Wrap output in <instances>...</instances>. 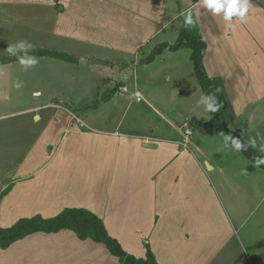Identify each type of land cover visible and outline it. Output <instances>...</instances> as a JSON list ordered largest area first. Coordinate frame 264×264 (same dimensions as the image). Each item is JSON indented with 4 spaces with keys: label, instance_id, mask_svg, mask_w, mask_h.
I'll return each instance as SVG.
<instances>
[{
    "label": "crops",
    "instance_id": "crops-1",
    "mask_svg": "<svg viewBox=\"0 0 264 264\" xmlns=\"http://www.w3.org/2000/svg\"><path fill=\"white\" fill-rule=\"evenodd\" d=\"M189 8L196 19L193 27L206 43L202 58L206 74L226 100L221 122L264 156V0H249L244 22L235 17L225 22L222 14L213 16L200 0H0V57L56 52L69 59L36 57L49 59L50 65L60 61L87 73H101L105 84L102 92L99 86L95 92L91 88L96 85L92 87L88 80L85 94L69 85L67 95L52 87V79L47 92L40 78L23 79L28 85L19 89H28L30 99L25 101L29 104L0 118L30 115L27 122L40 131L29 153L44 156L32 162L25 154L23 160L12 163L13 170L0 166V173L14 171L0 180L1 192L9 187L0 201L1 227L8 228L21 218H49L66 208H83L102 219L108 234L138 258L145 256L147 243L158 264H264V228L249 225L251 212L234 225L206 172L223 166L208 158L209 145L196 139L193 150L188 146L199 119L186 116L187 122L182 123L186 138L178 140L170 132L173 122L168 114L178 113L171 109L166 114L159 108L204 104L193 78L191 50L188 55L178 51L185 47L169 49L178 32L174 42L157 43L167 47L151 60L147 59L158 46L148 56L140 55ZM20 41L34 47L7 54L9 44ZM85 47L92 50L83 52ZM158 55L165 72L162 78L155 80L144 71L139 76V63L150 64ZM90 57L109 63L115 57L118 65L106 67L105 63L104 69H89L85 62ZM16 62L0 64V100L10 99L8 73ZM128 64L130 73L127 66L118 70ZM30 68L40 72L39 67ZM120 74L129 85L124 80L114 82ZM121 86L125 92L119 90ZM107 106L123 112L114 120L107 113L87 112ZM154 114L159 116L157 122H152ZM203 135L217 143L206 132ZM250 138L256 140V147ZM6 147L2 144L0 153H6ZM34 166L38 170H31ZM246 179L245 190L237 195L246 201L251 192L263 201L264 193H258L264 178L251 180V185ZM0 264L121 263L104 244L81 240L72 230L62 229L35 232L0 248Z\"/></svg>",
    "mask_w": 264,
    "mask_h": 264
},
{
    "label": "rangeland",
    "instance_id": "rangeland-1",
    "mask_svg": "<svg viewBox=\"0 0 264 264\" xmlns=\"http://www.w3.org/2000/svg\"><path fill=\"white\" fill-rule=\"evenodd\" d=\"M31 23H34V20H31ZM182 23H183V17H177L171 23L169 28H167L164 32L159 34L154 40L151 41V43H149L145 48L141 50L140 55L143 56L144 53V57L148 56L158 46L157 43L161 41L174 42L178 35L180 25ZM90 50L92 49L89 47H85L82 49L83 52H89ZM178 51H184V53L190 55V49L187 47L183 49H179ZM152 56L153 53H151L149 57ZM180 56L181 54H179L178 58ZM96 59L97 58L95 59L91 57L88 58L87 61L85 62L86 63L85 66L88 67L89 69L99 67V70H101L106 68L107 64L110 65L114 64V66H112L113 68H115L118 65L116 61L117 58L115 57L110 60L112 61V63L104 62L101 59L98 60ZM161 59L162 56L158 55L155 58V60L152 61L150 64L139 63L137 68L138 75L144 76V74L142 73V71H144L147 72L149 76L154 77L155 80L159 81L165 73L164 68L161 67L162 66V63L160 62ZM186 62H187V57H186ZM104 64L106 67H103ZM125 66H127L128 68L126 71L130 73V70L132 69V66L130 64L124 65L123 67L118 68V70L123 69ZM36 67L40 68V72L35 74V72L31 71L33 68L29 67L27 68V71H24L25 66L17 62L13 63V66H11L10 69V74L8 73L10 77V82L12 84L11 85L12 89H9L10 99L8 101L0 100V114H9V115H12L11 113L16 114L15 112L17 110L22 109L24 108L23 107L24 105L29 104L28 101H25V99H30L27 93L28 89L27 90L19 89L15 86L16 83L19 82L22 84L21 88H24L26 82H22V81L25 78H30L32 80H34V78L36 80L40 78L43 84L46 83L45 86H43L46 88H42V90L44 91L48 90L49 83L47 82L50 79H52L54 80V83H51L52 87H57L59 90H61L62 93L64 94L66 93L67 95H70L67 92V86L69 85L78 88V92L85 94L87 90L86 85L88 80H89V85L90 82L92 83L91 84L92 87L93 85H96V87L91 88L95 92L97 91V86L100 87V92H102L105 87L104 82H102L101 73L99 75H95L94 72L87 73L85 72L86 70L76 66L75 64L55 61L53 64L50 65L49 59H45V60H39V65H36ZM50 67H52L51 70ZM94 75H95V80L92 81L91 77L92 76L94 77ZM193 78H195L194 75ZM71 80L74 81L75 85L73 84V82H70ZM121 80H124L128 85L130 84L129 80H125L123 78V74H120L119 77L115 78L114 82H119ZM128 85L126 86L128 87ZM30 86L31 85L29 84V87ZM197 87L200 93L205 97L199 84ZM113 99L126 100L124 98H117L116 96H113ZM136 105L139 108L143 107V103H136ZM204 107L205 105L201 103L199 105H183V104L178 105L177 103H174V106L168 104V105H161L159 108L161 111L166 112V114L171 109L175 110L178 113L173 116L171 113H168L170 114V119L173 122V128H171L173 132L171 130L170 132L174 134L175 138H177L178 140H182V139L185 140L186 138L184 137V130L182 128V123L187 122L185 121L187 119L186 116L191 115V117L199 119L197 124L198 128L196 129V131H194L195 133L193 132L192 135L193 139L191 140L190 138L187 139L188 146L193 150L196 139H198V141H201L203 145L206 144L207 146L209 145L206 155L212 162L215 160L221 166H223V169L221 170L216 168L215 170L208 169L206 171L211 179L212 184L214 185L216 193L218 194V199L221 206L224 209L226 208L231 218V221L234 223L236 227L239 225V223H241V217L242 216L245 217L251 212V215L248 217L249 225L255 226L257 228H264V200L260 202V198L255 199V195H253V193L251 192L248 193L246 201H243V196L241 197L240 195H237L240 191L245 190V186L243 184V178L247 177L246 181L248 184L251 185V180L258 177L259 179H261V177L264 178V168L254 167L253 162L251 160L246 158L239 150L238 151L234 150V147L231 144H229L227 141H223V136L221 132L214 131L209 127L207 121V118L209 117V112H205ZM87 112H89L90 114H94V112L107 113L110 114V119L114 120L116 118H119V114L123 112V109L122 111H120V108H116V107L112 108L107 106V107H100L98 111L89 110ZM148 112L149 111H146V113ZM188 112H190V114H188ZM152 115L153 113L151 114L150 111L149 116ZM27 118H30V115H14L3 119L0 118V146L2 144H6L7 146L5 149L6 153H0V166L1 165H2L1 167L6 166L5 169L13 170L16 166H12V165L17 163V161L23 160V156L25 154H26L25 158L31 157L27 159H29L32 162H35L36 160L44 156L42 154L39 155L34 152L29 153L30 147L34 145L35 138L39 134L40 130H39V126H36L34 124H29V122H27ZM153 119L154 121L152 122H157L159 120V116H155L154 114ZM108 124L111 123L108 122ZM123 126L129 128L125 124H123ZM205 132L208 135H210L211 138H214L215 142L217 141V143H214V140L203 135L205 134ZM7 165H11V166H7ZM250 166H253L254 168L250 169L249 168ZM38 168L39 167L34 166L31 167V170L36 171L38 170ZM5 169L3 173H0V180H2L3 177L7 176L11 172H14L11 170L6 171ZM254 169H256V172L253 171ZM250 171H253V173ZM262 188L263 189L260 190L258 195L259 194L262 195L264 193V187ZM2 192L0 190V194Z\"/></svg>",
    "mask_w": 264,
    "mask_h": 264
},
{
    "label": "trees",
    "instance_id": "trees-1",
    "mask_svg": "<svg viewBox=\"0 0 264 264\" xmlns=\"http://www.w3.org/2000/svg\"><path fill=\"white\" fill-rule=\"evenodd\" d=\"M166 47L167 45L158 46L153 52V56L149 57L147 60H151ZM181 47H188L191 50L190 58L193 64L195 77L205 96H214L216 101L221 102L223 105L218 112L209 113V127L214 131L231 134L232 137L241 139L242 144L245 145L246 148H242L239 151L252 162L254 156L264 157L255 152L240 135L230 130L221 122L220 116L225 110L226 100L221 93L213 89L211 79L206 74L202 62L206 43L194 27L186 28L182 24L176 41L172 45H169V49L171 50H177ZM24 55H49L61 59H69V57H66L65 55L48 51L25 53L17 57ZM17 57H0V64L17 60ZM227 142L232 145L231 140H227ZM232 146L234 147V145ZM259 167L264 168V164H261ZM249 168L252 169L253 166H250ZM8 190L9 187L0 194V201L2 196L7 193ZM62 229L72 230L81 240L89 238L94 242L104 244L108 251L119 259L121 264H158L147 243L144 244L146 248L144 257L138 258L127 253L121 247L120 243L108 234L102 219L83 208H66L56 216L49 218H43L38 215L30 218H21L8 228L0 226V248L5 249L13 242L35 232L52 233L58 232Z\"/></svg>",
    "mask_w": 264,
    "mask_h": 264
},
{
    "label": "clouds",
    "instance_id": "clouds-1",
    "mask_svg": "<svg viewBox=\"0 0 264 264\" xmlns=\"http://www.w3.org/2000/svg\"><path fill=\"white\" fill-rule=\"evenodd\" d=\"M202 6L207 9L213 16H221L225 22H231L233 17L238 18L241 22H244L246 15L249 11V0H200ZM183 17V25L188 27H193L196 24V19L194 18V13L191 8L185 9L179 14ZM34 45L26 43L25 41H20L15 45L9 44L5 50L7 54H15L16 49L33 48ZM19 64L27 67H34L38 64V58L36 56L24 55L17 57ZM17 88L22 87V84L17 82L15 85ZM139 97L140 93H135ZM200 102L204 103V111L209 113H216L223 106L221 102H217L214 96L204 97L201 96ZM223 135V141L231 140L232 145H234V150L238 151L242 148H246L242 144L241 139L234 138L231 134ZM259 135V133H257ZM249 143L252 147H256V140L254 138L249 139ZM264 151V147L261 148ZM261 164H264V157H253V166L259 168Z\"/></svg>",
    "mask_w": 264,
    "mask_h": 264
},
{
    "label": "built area",
    "instance_id": "built-area-1",
    "mask_svg": "<svg viewBox=\"0 0 264 264\" xmlns=\"http://www.w3.org/2000/svg\"><path fill=\"white\" fill-rule=\"evenodd\" d=\"M119 90L121 91V92H125L126 91V87L125 86H121L120 88H119ZM139 99V98H138ZM187 128L185 129V134L186 135H188L189 133H190V129H189V127H188V123L185 125Z\"/></svg>",
    "mask_w": 264,
    "mask_h": 264
}]
</instances>
